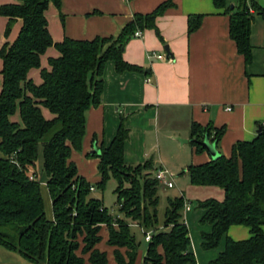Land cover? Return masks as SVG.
<instances>
[{"label":"trees","instance_id":"trees-1","mask_svg":"<svg viewBox=\"0 0 264 264\" xmlns=\"http://www.w3.org/2000/svg\"><path fill=\"white\" fill-rule=\"evenodd\" d=\"M49 2L59 8L60 0H15L0 5V15L8 19L5 36L16 19L22 21L16 38L0 47V246L35 264H108L106 251L97 246L105 227V243L113 247L115 262L135 264L138 243L130 229L136 225L144 236L150 233L140 264H196L183 216L184 196L167 198L159 225L156 169L152 159L135 165L124 161L128 129L123 116L109 144L89 154L98 158V181H87L70 159L73 150H81L87 111L101 102L105 63L112 60L117 72L140 70L123 59V50L137 29H154L160 36L156 18L173 3L163 1L150 12L134 13L115 37H64L54 42L45 17ZM212 2L228 15L229 36L245 66L249 65L251 22L255 14L264 19V6L256 0H235L232 7L228 0ZM201 19L202 14L187 16L189 33L199 27ZM50 46L59 55L48 59L49 68L40 69L42 81L35 84L28 71L40 67V56ZM42 108L52 117L45 118ZM17 110L20 122L10 118ZM258 128L253 139L236 141L227 157L218 149L224 126L191 124L190 142L195 150H205L199 142L207 135L219 152L217 158L189 164L182 171L194 186L223 190L221 200L197 201L203 210L199 222L210 225V231L201 232L202 249L216 248L225 238L223 250L209 264H264V121ZM39 154L51 201L50 218L34 170ZM110 177L116 180V215L101 198L91 195V187L102 190ZM231 225L248 227L250 236L231 238L227 234Z\"/></svg>","mask_w":264,"mask_h":264},{"label":"crops","instance_id":"crops-1","mask_svg":"<svg viewBox=\"0 0 264 264\" xmlns=\"http://www.w3.org/2000/svg\"><path fill=\"white\" fill-rule=\"evenodd\" d=\"M163 1L167 0H60L59 8L49 2L45 17L54 42L64 37H115L134 13L150 12ZM168 1L173 4L155 21L160 36L154 29H144L142 36L132 37L123 50V59L139 66L140 70L117 72L112 60L105 63L101 102L87 111L81 150H73L70 157L76 167L82 161L83 166L92 167L91 174H81L77 168L78 173L91 183L99 179L98 158L89 159L88 156L94 146L98 148L101 144H109L116 133L120 116L125 118L128 129L123 148L124 161L135 165L152 159L156 170L162 168L169 171L159 151L161 132L166 128L174 131L170 132L172 137L168 134V138L179 137L184 144L190 142L193 122L201 126L208 123L213 127L224 126L225 132L218 149L228 157L232 145L239 140L253 139L258 123L264 121V19L255 14L251 22L252 61L245 66L243 56L229 36V17L222 9L215 8L212 0ZM228 1L233 4L235 0ZM256 1L264 6V0ZM14 2L0 0V5ZM191 14H202V19L199 27L189 33L187 16ZM7 20L0 15V47L16 38L22 24L21 19H16L5 36ZM165 47L169 51L168 57ZM154 54L164 55V58L159 59ZM58 55L54 46L48 47L40 56V67L31 68L28 78L35 84L41 83L40 69L49 68L48 59ZM1 69L0 59V90ZM42 113L47 119L52 117L46 108H42ZM10 118L20 122L18 110ZM154 149H157L156 157ZM189 159L188 163L186 159H177L175 167H184L185 170L189 164L204 163L211 158L206 149L199 152L192 145ZM45 180L46 177L44 185ZM184 220L186 222L185 216ZM208 231L210 228L204 232ZM227 234L235 240L250 236L249 228L243 225H231ZM101 235L98 247L107 238L105 227L101 229ZM224 244L223 237L213 248L217 251L212 259L223 250ZM106 246L101 247L107 250L108 264H117L113 247ZM124 250L121 248L122 252ZM0 264L35 263L16 254L12 258H0ZM135 264L140 262L137 260Z\"/></svg>","mask_w":264,"mask_h":264},{"label":"rangeland","instance_id":"rangeland-1","mask_svg":"<svg viewBox=\"0 0 264 264\" xmlns=\"http://www.w3.org/2000/svg\"><path fill=\"white\" fill-rule=\"evenodd\" d=\"M170 132H174V131L170 128L168 129L166 128L164 132L163 131L161 132L162 137L160 141L159 151L162 153V156L165 158L166 163L168 164L167 165L168 168H170L171 170L168 171L171 174L173 185L171 187H166L163 184H159L158 186V196H159V202L157 206L158 224L159 225L162 224L164 210L167 205V198L183 195L185 204L189 205V209L183 211V216H185L186 218V223L189 229L191 247L196 258V264H209L210 260H212L211 256L215 254V251L217 250L215 249L204 250L201 247V237H200L201 232L209 230L210 226L208 223L201 224L199 222L203 210L197 207V201L210 197L221 200L223 198V190L217 186H194L190 183L188 174L186 172L182 173L184 167L181 168L175 167L178 163L177 159L179 160V158L184 160L186 159L187 163L190 162L189 158H190V149L192 147V144H190V142L182 144L179 137L176 139L168 138V134L172 137ZM156 150L157 149H154L155 157L157 156ZM88 157L89 159L97 158L96 156H91V155H89ZM83 165H84L83 161L79 162L77 165V168L81 172V174L84 173L91 174L93 171L92 167L87 168V166L85 167ZM34 170L37 171L38 173L37 177L40 180V192L43 199L44 210L46 216L50 218L52 216V210H51L48 190L46 186L43 184V181L45 179V174L42 169L41 154H39ZM155 171L153 172V174H155ZM115 187H116V180L113 177H110L107 180L105 187L102 190L99 188H94L91 191V195L101 198L103 205L113 215L118 214V205L116 203V194L114 192ZM130 230L138 243V257L136 259V262L137 260L141 262L142 256L146 251L147 241L145 240V236L138 226H131ZM100 245L105 246V248L107 247L104 241H102L99 244V246ZM101 246L99 247V249L105 251V249ZM220 247L221 244L218 246V250ZM108 250H109L108 254L111 256L112 253L110 249ZM16 254L18 253L10 251L0 246V258H12L16 256Z\"/></svg>","mask_w":264,"mask_h":264},{"label":"built area","instance_id":"built-area-1","mask_svg":"<svg viewBox=\"0 0 264 264\" xmlns=\"http://www.w3.org/2000/svg\"><path fill=\"white\" fill-rule=\"evenodd\" d=\"M248 11L249 13H253L254 9L251 6H249ZM141 36H142V30L140 29H137L133 34V37H141ZM154 55L159 59L164 58V55L161 54H154ZM227 109H230V107H227ZM155 177L160 184H163L166 187H171L173 185L171 174L167 169H162V168L157 169L155 171ZM30 178H33V175H31ZM91 190H93V187H91ZM188 209H189V205L185 204V210ZM149 237H150V233L147 232L145 235V240H148Z\"/></svg>","mask_w":264,"mask_h":264},{"label":"water","instance_id":"water-1","mask_svg":"<svg viewBox=\"0 0 264 264\" xmlns=\"http://www.w3.org/2000/svg\"><path fill=\"white\" fill-rule=\"evenodd\" d=\"M230 6L232 7L233 5L231 4ZM165 51H166V54H167V57H168L169 56V51H168L167 47H165ZM259 131H260V128L257 129V132H259ZM199 143L202 146L205 147V149L207 150V152L210 154V158L211 159H215V158H217L219 156V152L217 151V149L215 147V143L209 141L207 135H205L204 138H203V140H201ZM96 150L97 149L94 146V150L91 153H93ZM97 152H98V150H97Z\"/></svg>","mask_w":264,"mask_h":264}]
</instances>
